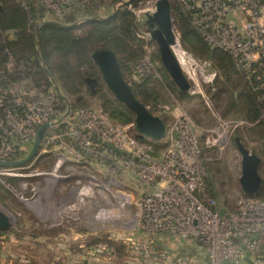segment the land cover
Returning <instances> with one entry per match:
<instances>
[{
    "label": "built area",
    "instance_id": "built-area-1",
    "mask_svg": "<svg viewBox=\"0 0 264 264\" xmlns=\"http://www.w3.org/2000/svg\"><path fill=\"white\" fill-rule=\"evenodd\" d=\"M17 1L28 8L29 0ZM30 1L55 16L72 10L88 11L98 3ZM180 5L204 41L227 52L253 90L264 89V0H181ZM176 48L180 64H193L190 55ZM5 51V67L0 70V160L27 157L39 127L47 123L49 126L29 162L52 155L56 157L54 172L65 162V170L70 173L75 169L80 173L78 169L88 167L89 172L82 174L85 182L80 178L74 180L79 187V201L88 198L93 189L104 187V172L107 183L118 184L123 182L110 173H128L136 194L126 192L121 197L122 205L135 207L127 229L133 232L123 239L126 264H264V200L239 195L232 210H220L208 189L200 133L190 115L181 113L168 122L163 120L166 147L153 155L150 145L143 142L151 139L138 138L133 124L124 126L112 121L102 108L74 107L52 80L51 88L40 90L30 75L32 68L28 63ZM158 67L148 49L135 73L140 78L158 80ZM260 102H264V94ZM159 107L162 113L169 112L167 104ZM211 133H216V139L211 142L207 136V143L220 141L221 134L216 130ZM93 164L97 169H91ZM2 169L9 171L13 166ZM107 211L99 204L95 218L106 219ZM166 238L196 241L204 252L203 262L194 261L186 250L171 253L168 247L157 243ZM88 252L96 256L115 255L104 242L92 245Z\"/></svg>",
    "mask_w": 264,
    "mask_h": 264
},
{
    "label": "rangeland",
    "instance_id": "rangeland-1",
    "mask_svg": "<svg viewBox=\"0 0 264 264\" xmlns=\"http://www.w3.org/2000/svg\"><path fill=\"white\" fill-rule=\"evenodd\" d=\"M169 1L172 6V13L174 12L173 8L176 7L183 11L180 5L181 0ZM97 2V7L89 12L86 10L88 15H86V11L80 12L78 10L66 12L61 16L45 13L43 18L37 22L44 20L58 21L62 25L74 26L75 34H82L88 29L85 22L89 19L95 17L105 18L122 7L132 11L138 24L136 37L139 41L128 42L129 44L124 47L126 52L118 53L117 57L124 68V79L129 86L134 87L135 83L133 81H138L141 78L136 73H134V76L130 75L124 63L125 54L128 55L131 48L135 49L141 44L144 50L143 56L148 49H151L159 66L163 67L158 55L157 45L142 28L145 18L144 13L153 10L154 0H97ZM172 18L178 43L177 48L185 51L194 59L193 64H181L190 80L192 89L189 92H181L173 83L177 91L175 92L167 84L168 80L172 81L168 73L166 72L167 79L160 73L161 79H158V83L154 86L160 91L163 103L168 105L169 112L162 113V111L156 110L157 113L154 115H158L160 118L167 116L170 120L181 113L191 116L200 133L202 151L209 167V179L212 182L213 190L216 192L218 206L222 212L228 211L233 207L235 199L242 193L238 182L240 154L234 138L238 137L245 147L260 156L261 165H263L264 140L258 134L260 126L250 123L236 110L227 109L226 104L229 94L224 89L219 90L224 83V78L221 76V71L215 61L201 57L203 55L200 54H193L192 51L188 50L184 46L173 14ZM180 60L183 63L185 58L182 56ZM94 65L95 67L93 65L81 66V64H77V66H80L79 70L84 82L78 87L75 94L66 91L57 77L51 75V80L58 90L66 95L72 105L85 104L94 108H102L108 113L102 104V98L99 96L100 92H96L95 89L101 82L105 90L113 98L114 96L103 82L98 67L95 63ZM87 79L90 81L88 82ZM218 91H220L219 97L216 95ZM181 93L183 96H181ZM234 96H236L235 93ZM78 97L81 98V103L78 102ZM129 112L134 120L133 113ZM260 113V119L264 122V107L261 108ZM130 124L134 125V122L122 123L124 126ZM212 130H216L217 133L221 134L220 141L215 142V144L206 142L207 136L210 137L211 142L216 139V133H211ZM154 141L160 143L157 151L161 152L166 147L167 135ZM55 160L56 157L49 155L44 159L39 158L33 162L28 161L25 164L13 166V169L9 171L2 169L3 167L0 166V210L10 218L8 227L0 229V264L26 262L66 264L65 251L62 247L65 243L72 245L71 256H74V259H79L82 249L96 244L90 243L93 239L107 237L124 244L123 239L133 232L127 229L131 226L135 207L133 205H122L123 199H121L122 193L133 192L134 195L136 194L132 178L128 173H110L117 180L123 182V184H118L110 181L107 183V174L104 172L106 177L104 187L93 189L88 198L79 201L77 199L79 187L75 185L74 180L80 178L81 181L85 182L86 178L82 174L89 172L88 167L87 170L84 168L78 169L81 174L76 173L77 169H75V172L70 173L71 171L65 170V165L68 164L65 162L61 168L54 172ZM77 164L78 166L82 165ZM95 168L97 169V165L93 164L91 169L94 170ZM68 174H70L69 177L66 176ZM99 175L100 173H98ZM99 204L100 207H105L108 210L104 220L95 218ZM65 211L68 212L67 215L64 214ZM157 243L160 246L168 247L170 251L172 250L171 253L174 250H186L193 255L194 261L203 262L204 252L194 240L166 238ZM88 248L86 253H89ZM126 256L127 253L125 256L122 254L115 257H99H104L108 264H112V262L126 264L124 262ZM89 257L97 256L89 254Z\"/></svg>",
    "mask_w": 264,
    "mask_h": 264
},
{
    "label": "trees",
    "instance_id": "trees-1",
    "mask_svg": "<svg viewBox=\"0 0 264 264\" xmlns=\"http://www.w3.org/2000/svg\"><path fill=\"white\" fill-rule=\"evenodd\" d=\"M175 9L173 8L174 12L172 14L185 44L184 46L192 51L193 54H200L203 55L201 57L215 61L221 71V76L224 78V83L219 90L224 89L229 94L226 104L227 109L236 110L244 119L260 126L258 134L264 140V122L260 119L261 108L264 107V102H260V96L264 94V89L253 90L252 85L245 81L244 77L235 69L230 55L222 49L209 46L200 33L191 25L189 16L181 9L177 7ZM44 14L45 10L43 7L30 0L28 1V8H24L17 0H0V70L5 67L7 59L5 50H8L16 59L28 63L32 68L30 75L42 91H47L51 88L52 75L61 81L66 91L75 94L78 91V87L84 82L79 70L80 66H77V64H81V66L93 65L95 67L90 56L92 51L98 47L108 48L115 53L118 60V53L126 52L124 47L129 44L128 42L139 41L136 37L138 24L136 23L135 15L124 7L105 18L95 17L89 19L85 22L88 29L82 34H75L74 26L62 25L58 21L44 20L37 22L43 18ZM8 34L10 35L9 37L7 36ZM143 54L144 50L141 44L135 49L131 48L128 55L125 54V68H128L130 75L134 76L135 67L142 59ZM119 65L122 74H124L121 61H119ZM159 71L167 79V73L163 67L159 66ZM133 83H135V86H130L133 94L148 110L152 114H156V110L161 111L159 105L164 104L163 98L160 91L154 86V84L158 83V80L147 77L133 81ZM167 84L173 91L177 92L172 81L168 80ZM95 91L100 92L99 96L102 98L104 109L108 111L107 115L112 121L121 124L133 121L132 114L105 90L101 82ZM234 93L236 96H234ZM219 94L220 91L216 95L219 97ZM181 96H183L182 93ZM77 100L80 102L81 98L78 97ZM73 106L85 107L86 105ZM162 119L165 122L169 121L167 116ZM143 142H147L150 145L153 155H158L159 151L157 149L160 147V143L147 139L143 140ZM261 166V189L257 193L248 196L264 200V161ZM205 167L208 189L211 195L216 198V192L213 190L212 182L209 179V167L206 162ZM240 195H244L243 192ZM97 242H104L108 247L112 248L115 251L114 257L122 254L125 256L127 253L126 247L122 242L101 237L93 239L90 243ZM87 248L88 246L83 250L86 251ZM76 264L89 263L82 261Z\"/></svg>",
    "mask_w": 264,
    "mask_h": 264
},
{
    "label": "water",
    "instance_id": "water-1",
    "mask_svg": "<svg viewBox=\"0 0 264 264\" xmlns=\"http://www.w3.org/2000/svg\"><path fill=\"white\" fill-rule=\"evenodd\" d=\"M143 30L157 45L158 55L163 68L179 91L189 92L192 85L184 72L175 53L178 46L173 28L172 6L169 0H154L153 10L144 13ZM93 62L98 67L102 80L113 94L114 98L123 104L134 116V127L137 137L160 140L164 136L166 125L162 118L152 114L148 108L133 94L129 84L124 79L115 53L104 47L96 48L91 53ZM89 82L90 80L87 79ZM49 124L41 125L37 131L32 149L27 157L2 161L0 166H18L30 161L36 154L42 136ZM240 154V175L238 182L244 195H252L261 189L262 177L260 175L261 158L254 151L243 145L238 137L234 138ZM9 216L0 210V229L9 225Z\"/></svg>",
    "mask_w": 264,
    "mask_h": 264
},
{
    "label": "crops",
    "instance_id": "crops-1",
    "mask_svg": "<svg viewBox=\"0 0 264 264\" xmlns=\"http://www.w3.org/2000/svg\"><path fill=\"white\" fill-rule=\"evenodd\" d=\"M68 212L65 211L64 214L67 215ZM66 221V220H65ZM82 246V245H81ZM64 251H65V260H66V264H76V263H79V262H87L89 264H108V262L105 260L104 257H89V254L86 253L85 250L82 249V254H81V257L78 259H74L70 254V250L72 249V245H70V243H65L64 246ZM174 251H178V250H174ZM112 264H115V262H112ZM116 264H121L120 262H116Z\"/></svg>",
    "mask_w": 264,
    "mask_h": 264
},
{
    "label": "bare ground",
    "instance_id": "bare-ground-1",
    "mask_svg": "<svg viewBox=\"0 0 264 264\" xmlns=\"http://www.w3.org/2000/svg\"><path fill=\"white\" fill-rule=\"evenodd\" d=\"M181 61V60H180Z\"/></svg>",
    "mask_w": 264,
    "mask_h": 264
}]
</instances>
